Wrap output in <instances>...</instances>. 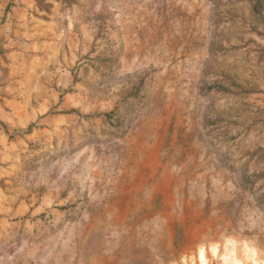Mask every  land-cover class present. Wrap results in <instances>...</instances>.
Returning a JSON list of instances; mask_svg holds the SVG:
<instances>
[{"label": "rangeland", "instance_id": "1", "mask_svg": "<svg viewBox=\"0 0 264 264\" xmlns=\"http://www.w3.org/2000/svg\"><path fill=\"white\" fill-rule=\"evenodd\" d=\"M228 238L264 264V0H0V264Z\"/></svg>", "mask_w": 264, "mask_h": 264}, {"label": "bare ground", "instance_id": "2", "mask_svg": "<svg viewBox=\"0 0 264 264\" xmlns=\"http://www.w3.org/2000/svg\"><path fill=\"white\" fill-rule=\"evenodd\" d=\"M224 241L226 244L224 250L220 253L221 262L219 264H260V261H258L257 258L256 249L253 245L247 242L239 243L234 238H228ZM209 248L210 250L212 249V254L214 256L218 254L219 250L217 243L210 244ZM192 254L184 255L183 259L192 262L194 260V256ZM207 256L208 255L204 250V246L200 245L195 252V258H197L201 264H206V259L208 258Z\"/></svg>", "mask_w": 264, "mask_h": 264}, {"label": "trees", "instance_id": "3", "mask_svg": "<svg viewBox=\"0 0 264 264\" xmlns=\"http://www.w3.org/2000/svg\"><path fill=\"white\" fill-rule=\"evenodd\" d=\"M253 177H249V176L242 177L241 183H242V186L244 189L249 190V191L253 189V185L255 183V181L251 179ZM259 204H260V202H259Z\"/></svg>", "mask_w": 264, "mask_h": 264}]
</instances>
